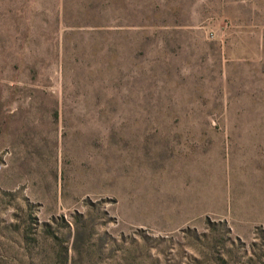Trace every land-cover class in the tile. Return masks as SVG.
<instances>
[{"label": "rangeland", "instance_id": "374dc122", "mask_svg": "<svg viewBox=\"0 0 264 264\" xmlns=\"http://www.w3.org/2000/svg\"><path fill=\"white\" fill-rule=\"evenodd\" d=\"M0 264H264V0H0Z\"/></svg>", "mask_w": 264, "mask_h": 264}]
</instances>
